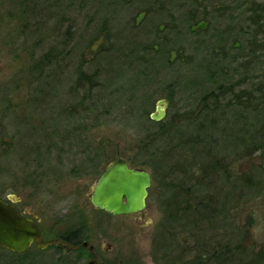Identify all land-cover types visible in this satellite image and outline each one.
I'll use <instances>...</instances> for the list:
<instances>
[{"label": "rangeland", "instance_id": "rangeland-1", "mask_svg": "<svg viewBox=\"0 0 264 264\" xmlns=\"http://www.w3.org/2000/svg\"><path fill=\"white\" fill-rule=\"evenodd\" d=\"M228 83L264 85V0H0V198L17 197L47 233L84 224L121 264L181 252L179 264H264V169L234 157L221 112L213 132V114L198 111ZM160 99L166 133L143 150ZM148 151L162 164L144 213L95 210L87 195L103 170L117 157L145 165ZM211 151L229 169L225 187L209 172ZM52 254L0 248V264H48Z\"/></svg>", "mask_w": 264, "mask_h": 264}, {"label": "trees", "instance_id": "trees-1", "mask_svg": "<svg viewBox=\"0 0 264 264\" xmlns=\"http://www.w3.org/2000/svg\"><path fill=\"white\" fill-rule=\"evenodd\" d=\"M196 26V25H195ZM192 30L198 31L199 29H194V26L191 27ZM202 28V27H201ZM159 30V29H158ZM161 31V29L159 30ZM237 44V43H236ZM158 45L154 46L152 49H158ZM47 58H45L46 60ZM43 58V63H45ZM169 61V60H168ZM233 62V61H230ZM210 75L207 74L208 79H213L216 72H211ZM79 80L90 81L91 78L84 75L81 71L78 72ZM237 85L236 83H228L226 85H215L208 93H206L198 104L199 115L207 116L211 113L213 114V119L210 122H207L208 129L212 127L213 132H216L219 123L221 121H216V115L220 113L223 121L222 124L226 128L227 135L222 136V139L229 141L232 146L239 147L240 152L235 153L234 157L237 159L248 158V160H258L256 165L264 169V85L258 86L257 89L253 91H248L246 89H241L236 92ZM229 96L227 99L226 97ZM167 100L170 102L171 97L167 96ZM147 123L152 126L153 131L148 132V140L144 142L143 150H147L148 147L152 148L156 142H161L162 135L166 133V127L162 122H154L150 119V115L147 116ZM151 129V130H152ZM223 133V131H222ZM206 140L204 142V149L209 150L210 142H208L209 135L211 136V130L204 132ZM217 139L211 140V148L213 143H218ZM150 143V144H149ZM158 155V156H157ZM208 153L206 155L209 156ZM147 163L142 166H148V163L151 164L152 171H154L159 176V171L156 167L157 164L161 163V159L158 153H152L148 151L146 155ZM150 160V161H149ZM128 161V160H126ZM132 164V163H131ZM162 164V163H161ZM209 172L211 174L217 175V177L222 181V185L225 187L224 183H227L229 178L228 167L222 165L219 161L215 160L213 151H211V161L209 160ZM149 167V166H148ZM161 176V175H160ZM189 180H195L194 175ZM161 178V177H160ZM199 181V180H195ZM200 203V202H199ZM202 204H199L201 210ZM183 210V209H182ZM186 208L183 210L185 211ZM195 208L192 209V212ZM175 220V219H174ZM62 236V235H61ZM62 238V237H61ZM56 252L58 253L54 264H76V262L68 261L69 257L66 254L67 251L64 247L55 246ZM4 250V249H3ZM13 256H19L23 254H14ZM25 254V253H24ZM264 257V251L262 255H259L258 258ZM212 257V255H211ZM214 260V258H212ZM69 262V263H67ZM205 260H203V263Z\"/></svg>", "mask_w": 264, "mask_h": 264}, {"label": "water", "instance_id": "water-1", "mask_svg": "<svg viewBox=\"0 0 264 264\" xmlns=\"http://www.w3.org/2000/svg\"><path fill=\"white\" fill-rule=\"evenodd\" d=\"M167 104L165 99L158 100L150 119L161 121L165 117ZM149 186L147 172L130 169L124 158L117 157L95 181L88 198L96 209L113 216H127L144 210ZM7 198L12 203L17 202L13 195ZM33 243L40 249L55 243L63 245L59 240L44 241L40 224L26 217L14 205L0 199V247L22 253Z\"/></svg>", "mask_w": 264, "mask_h": 264}, {"label": "flooded vegetation", "instance_id": "flooded-vegetation-1", "mask_svg": "<svg viewBox=\"0 0 264 264\" xmlns=\"http://www.w3.org/2000/svg\"><path fill=\"white\" fill-rule=\"evenodd\" d=\"M127 164H128V167L130 169H133V170H143V171H145V172H147L149 174L150 186L147 188V198H148L149 195H150V193L152 192L153 188L156 189V186L154 184V179L156 180V178H158V175L154 171H152V169L150 167H148V166H133V165H130L128 162H127ZM152 183H153V185H152ZM158 184L160 185V187H159L160 191L161 190L164 191V189H165L164 184H161L160 182H158ZM91 192H92V190L90 191V193ZM89 194L87 195V197L89 196ZM7 197L5 199H2V198H0V199L3 200V201H5V202H7V203H9V204H11V205H14L15 207H17L18 199H17V202L16 203H12L11 201L8 200ZM89 202H90V200H89ZM145 208H146V204H145ZM145 208H144L143 211H140V212H137V213H134V214H131V215L137 217V216H139V215H141V214L144 213ZM94 209L97 210L100 213L102 212L103 214H105L107 216H112L114 218L115 217H127V216H131V215H127V216H122V215H120V216H113L112 214H109V213H107L105 211H102V210H99V209H96V208H94ZM20 211L26 217L31 218L28 215H26L22 210H20ZM31 219H33V218H31ZM33 220L35 222H37L38 224H40L39 221H37L35 219H33ZM41 227H42V225H41ZM88 235H89L88 229H87V227L84 224L81 225V227H80L79 230H75L74 231V230H69L68 229V230H65L63 233H59V234H53L51 232H48L47 233L46 230L43 229V227H42V238H43L44 241L59 240V241H61L63 243V245L62 244H59V243H55V244H51V245L47 246L45 249H40V248H37L36 245L33 243V244H31V246L26 251H24L22 253H14V252H11V251L6 250L4 248H2V249L6 250V251H8L10 253H14V254H24L31 247H34V248H36V252L38 253L39 256L42 253H44L45 250L52 249V250H54V254H52V256H51V257H53V259H51L48 262V264H54L55 263V258L57 257L56 250H55L54 247L59 245L61 247H64L65 250L67 251L66 254L69 257L68 261H70V262H74L75 261L76 264H89V263H91V264H121L122 263V261H121L122 258H121L120 252L119 251H116L114 249V247H113L112 244H106V243L102 244L101 242H104V240H102L99 243H95V242L93 243L90 240V238H89ZM97 239H99V238L97 237ZM261 251L263 252L264 249H262ZM180 254H177V255H179L178 258L173 259L172 256L171 255H168V253H167L165 255L164 259H163L164 264H179V262H180V260L182 259V256H183L182 255V252ZM260 258H261V256H260ZM224 262L227 263V264H237V263H239L238 261H237V263H233V262L232 263H229L227 260H225ZM38 263L39 262L36 261V264H38ZM67 263H69V262H67ZM187 263H189V262H187ZM191 263L192 264H198V255L191 260Z\"/></svg>", "mask_w": 264, "mask_h": 264}]
</instances>
